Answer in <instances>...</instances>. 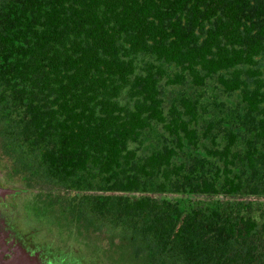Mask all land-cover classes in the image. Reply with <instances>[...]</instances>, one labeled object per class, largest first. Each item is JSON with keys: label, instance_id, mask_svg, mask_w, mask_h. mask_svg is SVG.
<instances>
[{"label": "trees", "instance_id": "1", "mask_svg": "<svg viewBox=\"0 0 264 264\" xmlns=\"http://www.w3.org/2000/svg\"><path fill=\"white\" fill-rule=\"evenodd\" d=\"M165 78L239 93L244 131L207 120L211 157L178 161L199 102L166 109ZM0 150L27 185L83 192L71 212L134 250L122 264H261L251 217L149 194L264 190V0H0Z\"/></svg>", "mask_w": 264, "mask_h": 264}, {"label": "rangeland", "instance_id": "2", "mask_svg": "<svg viewBox=\"0 0 264 264\" xmlns=\"http://www.w3.org/2000/svg\"><path fill=\"white\" fill-rule=\"evenodd\" d=\"M162 87L166 109L173 99L184 93L196 97L199 102L197 104L200 123L199 146H190L186 142V149L177 155L178 161H191L193 154L211 157L208 148H215L211 138H223L224 127L232 126L234 131H244L236 118V113L243 110L239 105L240 94L236 92L226 95L221 92L216 86V78L208 80L205 86H197L190 80L184 84H171L167 83L165 78ZM210 119L217 122L213 133L210 134L211 138L203 132L207 120ZM158 127L161 129L160 125ZM154 138L156 137L149 135L147 142ZM242 139L244 135L239 138L236 145L239 151L245 148ZM6 162L7 158L2 156L0 150V184L6 189L15 191L8 194L6 201L0 200V233L7 232L15 238L16 247L25 256L21 257L22 259L31 257L34 259L33 264H122L121 256L124 253H130V256L134 254L133 249L119 246L122 240L115 237V232L107 225L98 221L90 223L71 212L74 210L72 203L77 201L83 192L51 184L29 186L21 176L9 174L10 170L4 167ZM39 193L43 197H45L44 194L48 195L47 197L51 195L55 204L53 202L51 208L46 209L45 203L38 202L36 198ZM122 193L132 197L141 194L139 192ZM149 195L180 204H189L194 208H204L208 203L218 202L222 205L224 212L230 214L233 219L240 216L251 217L255 220L256 227L248 240L255 246L254 256L257 258V263L263 264L264 190L251 193L244 188L233 194L170 191ZM98 249L105 250L107 257H94L92 252ZM140 258L143 259V257ZM0 259L3 258L0 257ZM118 261L121 262L118 263Z\"/></svg>", "mask_w": 264, "mask_h": 264}, {"label": "flooded vegetation", "instance_id": "3", "mask_svg": "<svg viewBox=\"0 0 264 264\" xmlns=\"http://www.w3.org/2000/svg\"><path fill=\"white\" fill-rule=\"evenodd\" d=\"M4 185L0 184V200L1 202L6 201L8 194L15 193L12 189H6ZM7 233V232H6ZM0 233V264H33L34 259L31 257H25L21 254L20 249L16 247L15 238L10 235V233ZM11 236V237H10ZM8 238V239H7ZM7 240V241H6ZM33 256V255H32ZM8 257V258H7ZM11 257V259H9ZM36 263V262H35Z\"/></svg>", "mask_w": 264, "mask_h": 264}]
</instances>
